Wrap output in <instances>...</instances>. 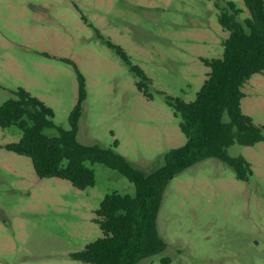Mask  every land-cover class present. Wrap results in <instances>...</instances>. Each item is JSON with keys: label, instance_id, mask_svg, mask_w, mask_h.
I'll return each mask as SVG.
<instances>
[{"label": "rangeland", "instance_id": "374dc122", "mask_svg": "<svg viewBox=\"0 0 264 264\" xmlns=\"http://www.w3.org/2000/svg\"><path fill=\"white\" fill-rule=\"evenodd\" d=\"M227 2L239 21L248 17L243 0H0V105L23 88L68 130L78 71L86 96L77 139L152 173L185 143L167 97L194 100L210 71L204 59L223 56L228 32L218 14ZM242 90L241 109L264 134V74ZM21 136L16 126L0 128V264H88L72 255L102 235L100 203L112 192L134 196V184L99 163H88L95 185L84 190L39 178L29 157L6 149ZM228 154L251 164L249 179L215 158L170 179L156 220L166 248L138 264H264V141Z\"/></svg>", "mask_w": 264, "mask_h": 264}, {"label": "trees", "instance_id": "16d2710c", "mask_svg": "<svg viewBox=\"0 0 264 264\" xmlns=\"http://www.w3.org/2000/svg\"><path fill=\"white\" fill-rule=\"evenodd\" d=\"M243 1L248 17L242 22L234 3L219 6L218 22L228 37L221 58L204 59L210 71L196 98L186 102L167 97L181 118L185 143L167 153L164 166L152 173L137 169L113 148L85 145L77 139L86 96L85 78L78 71L79 101L70 114L68 130L57 128L53 110L23 88L0 105V128L16 126L22 131L21 138L6 149L29 157L39 178H59L84 190L95 185L94 171L88 163H99L118 171L135 186L134 196L118 192L105 195L95 218L102 235L74 253V259L88 264H138L163 252L166 244L157 232L156 220L165 187L174 176L202 160L218 159L233 168L239 180L249 179L251 164L244 157L229 156L228 148L264 141L262 127L241 109L242 88L253 75L264 74V0ZM108 44L129 62L122 48ZM132 69L148 81L138 67ZM52 128L57 130L56 135L44 132ZM163 262L168 264L170 259Z\"/></svg>", "mask_w": 264, "mask_h": 264}]
</instances>
